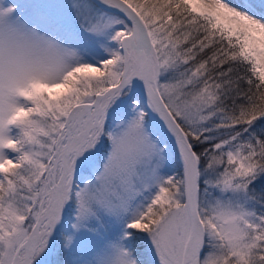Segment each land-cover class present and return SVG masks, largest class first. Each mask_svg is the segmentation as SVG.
<instances>
[{"label": "snow or ice", "instance_id": "1", "mask_svg": "<svg viewBox=\"0 0 264 264\" xmlns=\"http://www.w3.org/2000/svg\"><path fill=\"white\" fill-rule=\"evenodd\" d=\"M0 264H264V0H0Z\"/></svg>", "mask_w": 264, "mask_h": 264}]
</instances>
